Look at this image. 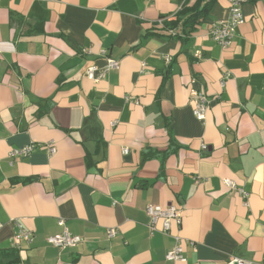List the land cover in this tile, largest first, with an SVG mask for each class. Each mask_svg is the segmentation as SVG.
I'll return each mask as SVG.
<instances>
[{
	"label": "crops",
	"instance_id": "crops-1",
	"mask_svg": "<svg viewBox=\"0 0 264 264\" xmlns=\"http://www.w3.org/2000/svg\"><path fill=\"white\" fill-rule=\"evenodd\" d=\"M185 1L0 0V264H175V237L185 264H264V0L226 48L228 2L166 27ZM151 206L180 222L151 234Z\"/></svg>",
	"mask_w": 264,
	"mask_h": 264
},
{
	"label": "built area",
	"instance_id": "built-area-1",
	"mask_svg": "<svg viewBox=\"0 0 264 264\" xmlns=\"http://www.w3.org/2000/svg\"><path fill=\"white\" fill-rule=\"evenodd\" d=\"M229 5V15L226 21H222L219 24L213 25L209 30V35L212 40L216 42L222 48H226L230 45L231 40L234 38L236 29L239 25H241L244 21L241 7L244 3L249 0H226ZM118 63L116 61L109 60L107 62V66L105 68V72L102 71L95 76V72L97 71L95 67H90L86 72V77L92 81H97L103 77V75L112 69H117ZM191 95L193 96V114L198 121H203L205 110L207 109V99L205 96L191 91ZM32 150V147H25L20 150H15L10 153V157L26 155ZM53 151V150H52ZM126 151H124L125 153ZM229 187H233V184L229 181L226 183ZM147 215L150 218V233L152 234L156 230V225L160 218L163 219L162 223V232L167 233L170 229V221L175 219L177 223L180 222V214L175 210L173 206L168 207L167 209H162L158 206H151L147 209ZM59 224L62 225V221H59ZM17 227V232L14 235V247H18L21 243H29L32 239V232L25 230L21 224L18 222L15 223ZM113 231H108V236L112 237ZM81 239L77 236H73L69 234L66 230L57 235L55 237H50L47 239V243L56 248H67L74 247L78 245ZM182 239L179 237H175V245L173 249L167 253L166 259L168 261H172L175 264H185L186 259L183 256V247H182ZM227 264H250L240 261L238 259H231L227 262Z\"/></svg>",
	"mask_w": 264,
	"mask_h": 264
},
{
	"label": "trees",
	"instance_id": "trees-1",
	"mask_svg": "<svg viewBox=\"0 0 264 264\" xmlns=\"http://www.w3.org/2000/svg\"><path fill=\"white\" fill-rule=\"evenodd\" d=\"M215 0H194L192 6L186 5V1L183 3V5L180 7V10L175 14V19L171 22L165 23L166 27H169V25L172 23L174 25H182L187 23H193L198 18H201L205 15L206 12L209 11L210 5ZM187 13H192L190 16H185ZM150 157L146 154H144V159Z\"/></svg>",
	"mask_w": 264,
	"mask_h": 264
}]
</instances>
